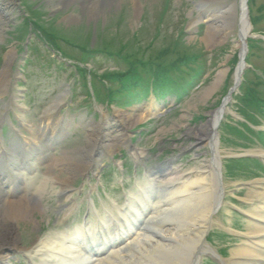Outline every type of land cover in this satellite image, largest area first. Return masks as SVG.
<instances>
[{
  "label": "rangeland",
  "instance_id": "obj_1",
  "mask_svg": "<svg viewBox=\"0 0 264 264\" xmlns=\"http://www.w3.org/2000/svg\"><path fill=\"white\" fill-rule=\"evenodd\" d=\"M5 1V8L1 7L2 0L0 1V77L3 68L7 67L11 81L3 90L2 96L0 95V107L2 109L0 112V130L4 127L3 124L9 120L8 116L14 119L13 121L17 126L15 135L7 128H4L3 133L0 132V135L3 136L0 137L6 141L7 146L18 145L23 139H30L32 134L29 133V130L41 125L52 100L61 91L67 89L62 102L52 110L51 124L60 119L64 123H62L63 130L51 141L53 148L49 151V158L52 159L53 154L59 156L61 153H64L66 157L69 155L86 157V159L84 158L86 167H82V170L77 172L74 178L69 180V183L65 184L71 185L72 188L80 186L82 189H86L83 188V185L85 173L88 171L90 172L89 179L91 178L89 184L93 187V177L99 179V172L103 169L102 165L110 161H114L116 166L119 165L125 150H128L132 159L131 165L134 166L132 177L126 174L124 170H119V174L114 163H110L109 170L103 171L101 176L106 185L99 186L98 193L104 196L105 190H108L106 198H99L98 210L103 211V205L111 208L113 204L110 199L114 200L117 205L124 203V198L133 189L135 180L141 178L143 174V170L139 166L153 170L154 166L171 161L172 165L186 171L202 164L206 153H203L205 151L204 145L197 144V141L194 140L197 129L226 99V95L235 82V72L242 47L238 38V11L234 2L237 0H221V4H212L210 7L201 6L202 3L199 4L201 2L199 0H112L110 3L103 4L102 0H97L99 10L92 17H89L86 11V4L89 3V0H72L66 5L58 4V0ZM93 2L94 0L90 2L91 6ZM166 2L167 10L162 17V8L165 9ZM249 8L251 10L250 21L253 22V24L251 22L250 36H254V39L264 38V0H249ZM206 12L213 14L215 18L219 16L218 20L220 21L218 23L209 21L210 15ZM68 14L72 17L70 21L64 19L65 16L68 17ZM253 18L254 20H251ZM35 20L44 25L42 29L47 27L49 31H55L61 37L69 39L73 45H87L90 49H105L106 47L121 53L125 51L130 54L136 52L137 57H142L147 63H159L162 67H170L169 75L172 76L171 78L176 81L187 82L188 89L184 90L182 97L170 93L166 95L170 96L166 100L161 95L157 99L150 96L146 100L145 96L151 94L149 93L151 92L150 85H153L151 82H155L151 77L144 87V93L141 94L140 99L135 98L136 100L127 107L108 105L105 98H102L98 103L93 102L84 93L85 83L82 85V80L76 81L69 63L64 64L58 55H52V51L48 52L39 43H35L37 40L35 37L40 36L38 32L40 28L35 26ZM211 25L216 28H212L213 33L208 30ZM123 45L126 46L122 47ZM256 45L257 47L250 48V51L245 55V61L250 64L249 69H247L249 72L247 78L251 81L248 79V83L245 81L241 86L244 89L249 86L256 90L257 96L264 101V84L255 76L256 74L264 80V43L259 41ZM63 47L67 53L73 56L77 55L75 46L63 45ZM9 50L13 52V59L6 62L5 54ZM181 56L182 59L189 56L191 58L179 63ZM24 60L26 62H23ZM58 61L63 62V65H58ZM175 64L178 65L176 69L174 68ZM247 67H244L242 71L244 72ZM124 68L123 56L119 54L115 59L111 58L110 60L98 57L95 63V69L98 73L113 69L118 71L117 69L123 70ZM166 81L163 82V85L168 83ZM156 82L161 84L159 78L156 79ZM94 87L97 97L98 87L96 84ZM186 92H188L187 95H185ZM237 93L238 89L233 97ZM88 94L93 96L90 91ZM233 97L230 99L231 101L229 100L228 111L221 119V129L225 123H229L232 127L241 128V125L234 120L245 119L240 112L242 109L250 117L248 119L254 123L255 121L258 122L259 125L253 126V129L264 131L262 115L258 112L251 113L248 111L249 109L239 106ZM155 112L157 114L153 115ZM119 113L136 116L135 119H129L132 126L122 127L126 133V141L124 144L117 143L118 147L116 146L112 152H106L105 147L100 146V144L93 147L90 151V153L93 152V162L96 163V168H93V162L87 158L88 151L86 150L88 149L84 146L87 145V139L92 138L91 131L86 130V125L92 123L96 126L105 117H112L119 123L122 121L121 117L118 116ZM65 116L67 121H64ZM101 127L102 125L99 126V128ZM109 128L113 127L109 126ZM139 132L141 135H136V143L128 148L130 139ZM112 135L114 134L111 132ZM220 136H222L220 147L225 153L243 151L238 146L242 140L234 136L230 128H223ZM261 140L254 138L251 142L252 154L259 153L261 146L264 145ZM54 143H56L55 146ZM132 153L140 156H132ZM227 155L229 156V154ZM227 155H224L223 160L228 158ZM42 156L40 155L36 159L34 171L32 175H27L28 179L42 175L47 171L44 162L46 160L41 159ZM125 162L129 171V160ZM245 163L249 164L246 170H242L246 173L234 171L233 168H240L235 167L234 162L228 163L229 166L225 173L230 177L226 176L225 178L233 181L246 179L243 177L247 173L252 175L257 171V168L260 169L259 162L249 160ZM245 163L240 161L237 164L244 166ZM119 168L121 169V167ZM123 168H126L124 164ZM107 172H110L109 176L106 175ZM50 173L54 179L42 195L41 202L43 204L42 208L39 209L42 211L38 210L36 214L33 212L28 220L14 218L9 221L8 219V224L10 223L12 227H20L21 234H18L19 229L13 232L18 236L17 239H20L19 241L15 239L16 242H19L17 246L21 247L20 249L30 248L38 236L54 237L69 228L73 229L79 224L83 216L87 190H83L80 198L71 196L70 203L74 201L75 205L72 212L65 215V210L58 206V194L64 185L62 178L68 175L60 167H54ZM112 176H114L113 181ZM28 179L24 185L22 184L24 190L27 188ZM113 182H123L124 188L120 190L114 186ZM239 187L242 186L239 184ZM243 190L245 189L239 188L236 194L245 196L244 193L246 192ZM229 201L230 199L227 198L225 204L214 216V222L209 233L217 228L231 227L232 222L235 223L233 224L234 227H238L240 224L241 230L246 231V219L234 213L231 214ZM240 207L244 210L249 208L248 204ZM90 215L92 216L91 219L94 220L92 212ZM223 229L220 230L225 233ZM242 239L241 236H238L218 243L213 232L210 235V240H213L218 248H222L223 252V248L226 246L229 248L228 252L236 248L237 244L242 243ZM2 242L0 241V244L4 245L5 243ZM20 259L25 262L24 257L21 256Z\"/></svg>",
  "mask_w": 264,
  "mask_h": 264
},
{
  "label": "bare ground",
  "instance_id": "obj_2",
  "mask_svg": "<svg viewBox=\"0 0 264 264\" xmlns=\"http://www.w3.org/2000/svg\"><path fill=\"white\" fill-rule=\"evenodd\" d=\"M70 1L72 0H58L57 3L66 5ZM199 1H201L199 4L202 3L201 6L208 7L212 4H221V0ZM4 2L6 3L5 0H2L1 7L5 8ZM90 2L92 0L86 4V11L88 16L92 17L99 9L97 0H94L92 6ZM110 2L112 0H102V4ZM234 2L238 11L239 34L244 36L250 29L245 16L247 2L246 0ZM208 9L206 10L208 11ZM206 14L210 15L209 21L215 23L220 21L218 20L219 16L215 18L209 12ZM64 19L70 21L72 17L68 14V17L65 16ZM212 28L216 29L211 25L208 27L209 32H212ZM42 35L45 34L42 32ZM42 40L44 38L40 39V41ZM12 59L13 52L9 50L5 54V61L9 62ZM8 72L7 67L3 68L0 77L1 96L11 81ZM239 73L240 71L237 69L236 79L241 78ZM235 87L236 84L232 87V91L235 90ZM66 91L67 89L61 91L52 100L41 125L30 129L33 136V139L27 144L30 151L34 146L43 142L42 136L51 137L56 132L60 121L51 124L52 110L62 102ZM230 101L224 100L207 121L198 127L196 138L193 137L197 144L204 145L203 153H206V157L202 164L186 171H180L178 166L171 165V162L165 166L163 164L154 166L153 172L147 171L144 174L142 184H139L135 191L130 192L126 199L127 204L124 210L126 212L121 211L123 206L120 208L114 204L113 208L107 209L105 218L97 215L95 226L91 224L92 222L87 221L81 226H76L74 231L69 233H60L54 237H38L30 248H25L22 251L28 258L29 264H201L205 253L217 256L215 250L205 241V236L213 225L215 212L220 205L226 202L227 198L230 199L235 195L241 188L239 184L242 186L243 182L249 181L248 179L227 180L223 174L225 170L224 155L239 153L238 151L225 153L220 147L222 138L220 132L223 128H229L223 124L221 129L220 122L229 109ZM156 114L157 112L153 115ZM118 116L123 122L118 119L120 122L117 123L112 117H105L96 126L92 123L86 125V130L91 131L92 135L91 139H87V145H84L88 149L86 150L88 159L93 156V152L90 153V151L98 144L105 147L106 152H112L116 146L118 147L117 143L119 142L124 144L126 133L123 128L132 126L129 119H135L136 116L123 115L122 113H119ZM100 125H102L101 128H99ZM111 132L114 135L111 136ZM39 134L41 135L39 136ZM45 148V152L50 150L48 144L45 145ZM34 154L44 155L43 149L31 151V155ZM47 155L48 153L42 158L44 159ZM54 155L56 154H53L52 159H49L50 162L46 166L47 171L42 175L30 178L25 194L18 197H16V190L13 189L15 187L10 184V178L0 165V241L5 243L4 245L0 244V258L5 254H15L20 250L21 247L17 246L19 242L15 241L18 236L13 233L19 229L18 234H21L20 227H12L10 223L8 224V219L9 221L14 218L28 220L33 212L36 214V211L38 212L42 208L41 198L45 189L54 179L50 173L54 167L62 168L68 175L62 178L64 186L58 194L59 208L67 207L71 198L67 189L71 185L67 186L65 183H69V180L74 178V175L80 172L82 167H86V157H84L85 159L81 156L69 155L66 157L64 153L59 156ZM16 158L18 164L19 161L23 164L19 155ZM0 162H2L1 157ZM31 166L32 164H30ZM166 166L169 169L164 170L163 167ZM14 170L20 172L21 168ZM256 183L251 184L247 190L246 201L249 208L246 212L250 216V220L246 223V231L237 232L243 236L242 243L237 248L230 250L228 258L222 259V264H264V184L261 185L263 193L260 195V189L258 190ZM140 210L144 211L143 215ZM96 213L98 214V212Z\"/></svg>",
  "mask_w": 264,
  "mask_h": 264
},
{
  "label": "trees",
  "instance_id": "obj_3",
  "mask_svg": "<svg viewBox=\"0 0 264 264\" xmlns=\"http://www.w3.org/2000/svg\"><path fill=\"white\" fill-rule=\"evenodd\" d=\"M254 20V18L252 19ZM35 26L41 27V24L39 21H35ZM43 33H46L49 38L54 39L56 32L55 31H49L48 28L43 31ZM252 44V43H251ZM250 45V43H249ZM126 45H123L122 47H125ZM80 47L84 49L81 45ZM102 49V48H98ZM103 53L112 55L113 53L118 56L121 55L123 56L124 62H125V68L123 70H118L117 72H113V74H110L109 72L104 73L102 76L105 78H108V81L111 80H117L121 83L124 84V86L129 87L128 92L132 95H134L136 98L141 97V94L144 93V87H146L148 81L152 77V79L155 82H151L154 86V88L158 89L159 93L163 95L164 93H173L176 95H179L181 93L180 90H178L179 82L180 80L176 81L174 78H171L172 76L169 75L170 67H162L159 65V63H153V62H145L146 60L143 59L142 57H137L136 52H132L131 54L127 51L121 53L118 51L117 53L113 52L110 49H105L103 48L101 50ZM122 51V50H121ZM183 56V55H182ZM182 56L179 58L180 62L187 60L189 57H185V59H182ZM194 57V56H193ZM158 58V57H157ZM182 59V60H181ZM191 61V60H190ZM192 62V61H191ZM178 65L175 64L174 68L176 69ZM121 69V68H120ZM161 80V84L156 82V79ZM171 78V79H170ZM168 79V81H166ZM152 80V81H153ZM168 82L166 85H163V82ZM128 82V83H126ZM158 84V86H157ZM140 87V88H136ZM184 87V86H181ZM134 90L135 93H131L130 90ZM247 97H250L251 94L250 92H247L246 95ZM126 98L123 96V99ZM255 100H257L260 104H257L258 107L263 106V100L255 97Z\"/></svg>",
  "mask_w": 264,
  "mask_h": 264
},
{
  "label": "water",
  "instance_id": "obj_4",
  "mask_svg": "<svg viewBox=\"0 0 264 264\" xmlns=\"http://www.w3.org/2000/svg\"><path fill=\"white\" fill-rule=\"evenodd\" d=\"M245 16H246V20L248 21V18H247V10H245ZM239 37L242 39L243 46H244V49H245V36H242L241 34H239Z\"/></svg>",
  "mask_w": 264,
  "mask_h": 264
}]
</instances>
